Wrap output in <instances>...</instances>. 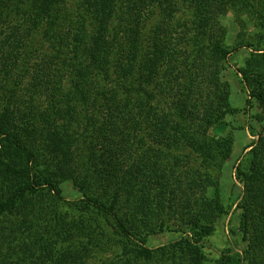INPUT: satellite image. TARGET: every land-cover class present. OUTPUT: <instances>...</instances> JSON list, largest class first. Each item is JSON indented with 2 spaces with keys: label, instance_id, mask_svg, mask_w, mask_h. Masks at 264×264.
I'll return each mask as SVG.
<instances>
[{
  "label": "trees",
  "instance_id": "trees-1",
  "mask_svg": "<svg viewBox=\"0 0 264 264\" xmlns=\"http://www.w3.org/2000/svg\"><path fill=\"white\" fill-rule=\"evenodd\" d=\"M231 1L0 0V264H116V248L119 264H149L142 236L163 219L179 235L158 249L169 264H264V44L227 45ZM241 48L260 131L235 166L242 194L224 203L234 138L211 132L238 113L223 73ZM60 170L82 200L62 201ZM230 214L243 247L210 259L204 241Z\"/></svg>",
  "mask_w": 264,
  "mask_h": 264
},
{
  "label": "rangeland",
  "instance_id": "rangeland-1",
  "mask_svg": "<svg viewBox=\"0 0 264 264\" xmlns=\"http://www.w3.org/2000/svg\"><path fill=\"white\" fill-rule=\"evenodd\" d=\"M244 2L246 4L245 6L243 5ZM263 16L264 0H233L229 2L225 14L219 17V21L221 22L224 29H226L227 45H233L234 41L236 40H240L243 42L252 40L264 44V20H262ZM8 26L9 23L6 22L1 25L3 33L8 31ZM45 49H43L44 52ZM249 51L250 50H248L247 48H241L240 50L234 52L227 59L226 69L223 75L224 79L227 80L230 85V103L232 107L238 110V113L233 116H227L224 120V123L216 126L211 132V134L215 137H222L226 133L230 132L234 138L230 160L224 165L219 177L220 195L221 198H223L224 203L235 200L241 196L242 187L235 180V166L244 149L252 142H255L257 140V137L255 135L260 131L259 124L255 120V116H257L259 110L256 108L253 97H250L251 94L249 93V91L246 89L243 90V86L241 85L235 71L237 68L241 67ZM25 62L26 64L28 63L27 61ZM23 67L24 68L20 66L19 69L15 68L14 72L16 70L22 71V69H24L25 71L29 67V65H24ZM0 77L1 87L4 85V82L8 80L5 75H1ZM28 80V77L24 79L20 87H27ZM12 82L13 79L9 81L8 85H6L7 88L12 89ZM24 89L22 88L21 92H18L17 95L22 94ZM5 95L6 94L4 92L0 91V103H2V99L6 97ZM43 100L47 103L45 97H41L40 100H37L36 102V108L38 109V111L45 105V102H42ZM246 101H249L251 105L246 103ZM10 112L13 114L15 113L14 110H10ZM19 118H22L23 122L27 123V117L19 116ZM37 137L38 138L34 136V139L39 141L40 138L39 136ZM56 140H58V138ZM41 143L42 142L36 143L37 155L50 156L51 152H48V149L46 147L47 144L41 145ZM53 182L58 190L59 196L62 198V201L76 202L83 199L80 192L75 187H73L71 181L67 178L64 171L60 170L57 178L53 180ZM44 201L49 202V196L44 197ZM65 202L58 203L62 206V208H64L67 207V203ZM34 205L35 204H33V206ZM39 207L40 206L36 205L35 210ZM72 217L73 216L71 215V218ZM163 220L167 224L164 226V230L162 232H157V234H151L149 232L148 234H143L142 236V241L144 243L143 245L155 250V258L149 264H169V253L161 255L158 249L161 247H168V245L173 244L179 237L177 233L173 232V220ZM237 226L238 219L236 214H230L227 218L218 221L215 232L212 236L207 238L203 244L205 247L204 252L210 259H216L221 254L228 251H231V253L238 252L240 248L243 247V244H237L230 234V229H235ZM235 237L236 240L239 239L238 235ZM13 248H11L9 251L3 252L11 256V254L14 253ZM119 251L120 250L116 248L114 252L107 251L104 255L108 257L117 256L118 259L114 261V263L119 264V255L114 254Z\"/></svg>",
  "mask_w": 264,
  "mask_h": 264
}]
</instances>
